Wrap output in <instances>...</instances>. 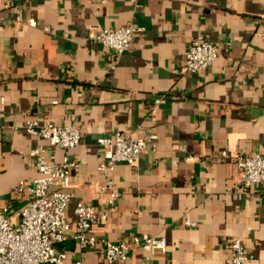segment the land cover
<instances>
[{"label": "crops", "instance_id": "crops-1", "mask_svg": "<svg viewBox=\"0 0 264 264\" xmlns=\"http://www.w3.org/2000/svg\"><path fill=\"white\" fill-rule=\"evenodd\" d=\"M0 12V207L11 222L27 200L15 188L36 176L32 149L42 145L57 161L77 162L74 197L107 211L90 226L97 242L81 251L86 263L104 264L101 239L147 233L167 241L152 264H229L235 238L247 264H264V192L240 187L232 158L264 152V0H0ZM129 24L143 30L119 55L90 36ZM197 35L218 54L205 69L181 72ZM29 118L77 125L80 142L52 147L22 129ZM115 131L157 138L134 164L114 166L119 195L106 204L94 194L96 140ZM67 217L73 232L71 205ZM57 247L73 264L74 241ZM141 258L134 246L127 261Z\"/></svg>", "mask_w": 264, "mask_h": 264}, {"label": "built area", "instance_id": "built-area-1", "mask_svg": "<svg viewBox=\"0 0 264 264\" xmlns=\"http://www.w3.org/2000/svg\"><path fill=\"white\" fill-rule=\"evenodd\" d=\"M106 2L107 0H97ZM0 12V20H2ZM28 23L34 25L33 19ZM143 28L134 24L113 28H104L90 32V36L99 41L114 55H119L129 48L134 35ZM218 54L216 46L209 40L197 35L188 45L184 55L181 72H196L210 66ZM160 98L156 97L157 104ZM4 106V97L0 95V110ZM2 126L0 125V133ZM22 129L38 136L52 147L71 150L81 138L77 125H59L51 120L37 118L26 119ZM155 132L143 135H131L115 131L110 136H100L97 144L102 148V158L96 166L101 182L94 187L95 198L101 195L106 204H111L119 195L117 186L112 182L110 173L119 162L134 164L138 156L155 150ZM35 159L36 176L28 182L20 181L15 190L27 196L20 208L19 220L11 222L7 207H0V264H68V252L58 248L68 239L75 243L77 254L73 264L86 263L81 251L93 246L97 239L90 233V226L107 216L106 210H100L92 200L74 197L68 190L69 178L77 170L78 164L65 155L57 161L52 154H47L44 146L36 145L32 149ZM221 156H230L223 150ZM239 174L240 187L246 189L257 184L264 192V152L253 154L236 153L232 155ZM72 206L75 218V230L67 217V209ZM186 224H191L185 221ZM103 246L104 264H152L151 257L166 250V238L141 233L131 238L117 241L100 240ZM134 246L142 250L139 261L128 262V256ZM229 264H247L248 257L237 238L229 244Z\"/></svg>", "mask_w": 264, "mask_h": 264}]
</instances>
